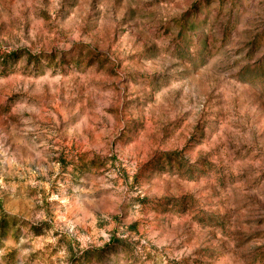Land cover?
<instances>
[{
  "label": "rangeland",
  "instance_id": "rangeland-1",
  "mask_svg": "<svg viewBox=\"0 0 264 264\" xmlns=\"http://www.w3.org/2000/svg\"><path fill=\"white\" fill-rule=\"evenodd\" d=\"M0 264H264V0H0Z\"/></svg>",
  "mask_w": 264,
  "mask_h": 264
}]
</instances>
